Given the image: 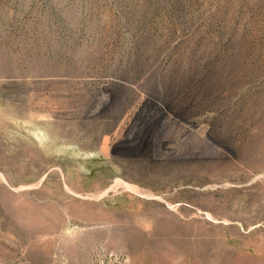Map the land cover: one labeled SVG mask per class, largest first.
Listing matches in <instances>:
<instances>
[{
    "label": "rangeland",
    "instance_id": "rangeland-1",
    "mask_svg": "<svg viewBox=\"0 0 264 264\" xmlns=\"http://www.w3.org/2000/svg\"><path fill=\"white\" fill-rule=\"evenodd\" d=\"M0 264H264V0H0Z\"/></svg>",
    "mask_w": 264,
    "mask_h": 264
}]
</instances>
